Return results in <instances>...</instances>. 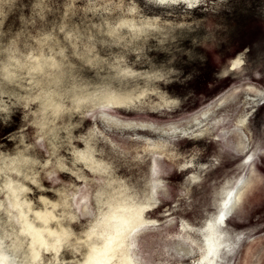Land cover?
Wrapping results in <instances>:
<instances>
[{"label": "rangeland", "instance_id": "rangeland-1", "mask_svg": "<svg viewBox=\"0 0 264 264\" xmlns=\"http://www.w3.org/2000/svg\"><path fill=\"white\" fill-rule=\"evenodd\" d=\"M68 3L69 0H0V44H6L17 35L23 41L28 35L51 30L61 22L83 27L103 18L79 11L87 0H76V14L64 20ZM122 3L125 8H136V19L155 21V30L149 29L147 39L134 41L128 49L97 44L98 54L109 60L114 55H123L141 76L159 73L165 79H139L119 84L124 90L136 84L147 86L150 94L139 109H113L115 117L159 124L177 122L233 88L241 86L242 89L225 106H217L202 123L191 124V131L175 136L140 126L120 128L94 116L86 120L75 117L72 123L79 126L73 129L74 146L85 148L84 140L96 128L107 137L106 141L99 138L94 141L97 159L113 163L121 178L138 187L146 185L152 176L164 185L156 194L158 206L147 214L156 220V229L148 230L139 242L143 264H191L196 254L177 258L167 251L169 239H176L184 222L193 225L201 222L213 208L214 192L221 182L234 178L244 166V157L254 152L263 180L245 196L239 212L228 220V224L232 226V232L242 235L232 258L233 264H239L244 247L253 238L255 245L251 253L254 257L251 258L254 264H264V97L249 96L244 89L247 85L264 89V0H203L195 7L184 3L160 5L154 0H122ZM41 9H44L43 20L40 19ZM246 50L249 52L245 65L237 71L227 72L230 59ZM73 62L83 77L99 80L79 61ZM105 75H108L107 70L100 73V76ZM20 116V111L16 110L7 125L0 118V151L10 150L18 143L19 137L16 141L7 137L21 127L25 128L23 134L27 141L32 142L34 130L27 121H21ZM243 116L247 122L241 127L248 136L249 146L248 152L242 153L233 151L226 144L223 133L232 131ZM204 129L207 131L201 134ZM161 144L167 147L163 150L153 147ZM37 154L42 160L47 158L46 150ZM61 155L70 162L71 157L66 151ZM154 165L157 173L153 172ZM195 175L199 177L197 180H189ZM42 184L45 189H51L43 195L56 199L55 189L76 182L68 173L60 172L42 177ZM72 227L77 232L81 230V224ZM187 236L196 238L194 234ZM64 259L71 260L72 257L65 253Z\"/></svg>", "mask_w": 264, "mask_h": 264}, {"label": "clouds", "instance_id": "clouds-1", "mask_svg": "<svg viewBox=\"0 0 264 264\" xmlns=\"http://www.w3.org/2000/svg\"><path fill=\"white\" fill-rule=\"evenodd\" d=\"M154 2L195 7L203 0ZM75 5L76 0H69L64 20L76 14ZM79 11L103 18L83 27L61 22L23 41L17 35L0 44V118L7 125L19 110L21 121L34 130L31 143L23 134L24 127L9 133L7 139L19 137V141L12 149L0 151V264H141L131 236L139 214L158 206L157 195L151 184L137 190L117 174L113 163L97 160L94 141L107 140L98 129L91 130L84 149L76 148L73 129L79 125L72 120L94 116L112 125L116 123L113 109L144 105L150 94L147 86L136 84L124 90L118 85L139 79L163 81L165 77L159 73L141 76L123 55L110 60L101 57L97 44L128 49L134 41L147 39L156 22L136 19V8H125L122 0H87ZM40 19H45L44 9ZM74 60L99 80L83 77ZM236 63L241 68L244 60L238 58ZM106 70L108 75L100 76ZM153 147L163 150L167 145ZM41 150H46V159L38 156ZM62 151L71 157L70 162ZM52 172L68 173L76 182L55 189L56 199L43 195L51 189L43 187L42 177ZM84 184L88 185L86 207L84 197L74 195ZM147 223L155 226L154 221ZM74 224H81L79 232ZM65 253L72 259L65 260ZM230 254V247L210 250L201 245L191 264H223L224 256Z\"/></svg>", "mask_w": 264, "mask_h": 264}, {"label": "bare ground", "instance_id": "bare-ground-1", "mask_svg": "<svg viewBox=\"0 0 264 264\" xmlns=\"http://www.w3.org/2000/svg\"><path fill=\"white\" fill-rule=\"evenodd\" d=\"M238 58H242L244 60V65H245V63H246L245 53H239L236 56H234L232 59H230L229 64L226 68L227 72H234V71H237V70L242 68V67L238 68V66H237L236 62H237ZM241 89H242L241 86H237V87L233 88L232 90H230V91L226 92L225 94L221 95L220 97H218L214 102L210 103L209 105H207V106L201 108L200 110L194 112L190 116L185 117L182 120H179L177 122H168V123L159 124V123H155L152 121L125 120V119H120V118L115 117L116 123L112 124V125H114L116 127H120V128H124V127L125 128H132V127L140 126L144 129L148 128V129H152V131L153 130H159L160 132H162L164 134H169L171 136H175L177 134H181V132L183 133L185 131L186 132L191 131L192 130L190 128L191 124L202 123V121L205 118L209 117V115L215 111L217 106H223V105L225 106L226 102L234 99L237 91H239ZM244 89H246L249 96H252V94H253L255 96H259V98L264 97V89H262V88H257L253 85H247V87ZM238 99H240V98H238ZM255 101H257V100H255ZM246 122H247L246 117L243 116L239 119V125L234 127V129L232 131H230V132L225 131L223 133V137H224V140L226 141V144L233 151L242 152V153L246 152V151L248 152V150H247V148L249 146L248 136L242 130V127H241V126H244V124ZM206 131H207L206 129L202 130L201 134L205 133ZM82 149H84V148H82ZM263 153H264V150H263ZM254 157H255L254 152L245 156L244 157V166H243L242 170L234 178L227 179V180L221 182L218 189L215 190V192H214V197H213L214 199H213V203H212L213 208L208 210L207 214L205 215V217L202 218V220L199 224L193 225L189 222H184L181 225L182 227L180 229V234L176 235V239L173 240L172 239L173 237H172L169 239L171 241L168 240L169 243H167L168 241L166 242L168 244L167 245V248H168L167 251L168 252L174 253L177 256V258H179V259H183V258L189 256V254H196L199 251L201 245H206L210 250L215 249L217 247H221V246L230 247L231 248V254L224 256L223 264H233L234 260H232V258L234 256L241 240H242L241 239V240L237 241L236 238L242 237V235L238 232H232L231 231V229L233 230V228L230 224H228V220L231 217H234V215L237 212H239L238 208L241 205V203L243 202V199L245 198V196H247V194L253 190V188L257 185V183H259L263 180V177H262L263 175L262 176L259 175V170L256 166ZM97 160H99V159H97ZM99 161H102V160H99ZM153 172L154 173L158 172L157 167L155 165L153 168ZM55 173L56 172H52L51 174H55ZM198 178L199 177L196 175L192 176V181L197 180ZM146 184H151L152 189L154 190V192L156 194L160 190V188H163V186H164L158 178H155V176H152L151 179H149ZM129 185L135 187L137 190H143L144 186H145V185H143L142 187H140V186L138 187L134 182L129 183ZM164 188H165V190L168 191V188H166V187H164ZM87 189H88V185L84 184L80 188L79 191L74 193V195L76 197H81V196L84 197L82 200V204L85 207L87 206V194H86ZM225 204L227 205V207H226V209H224L222 211ZM78 207H79V205H78ZM89 214L91 215V209H89ZM147 214L148 213H146V214L140 213L139 214V220L137 221L136 226H135V228L132 232V236H131L132 243L135 246V255L141 261V264H143V261H142V255L140 254V250H139V242L141 241L142 236H144L148 232V230L156 229L155 226L157 224L156 220L149 218L147 216ZM240 217L242 218V216H240ZM214 220H215V223L213 222ZM147 221H154L155 226H150L147 223ZM241 222H243V220ZM189 234H194L196 237L195 240H193L191 237H188L187 235H189ZM158 235H159V233H158ZM160 235H162V234H160ZM150 238H151V236H150ZM157 240H158V238H157ZM254 241H255L254 238L251 239V241H249V244H247L244 247L243 253H242L243 256L240 259L239 264H254L255 263L253 261V258H251L253 255L251 252H252L253 247L255 245ZM157 249H159V247ZM257 252L260 253L259 250H257ZM147 253H148V251H147ZM253 257H254V255H253ZM254 260H255V258H254ZM151 261H153V260H151ZM156 261H158V260H156ZM147 262L149 263V261H147ZM153 263H154V261H153ZM177 264H182V263H177Z\"/></svg>", "mask_w": 264, "mask_h": 264}, {"label": "water", "instance_id": "water-1", "mask_svg": "<svg viewBox=\"0 0 264 264\" xmlns=\"http://www.w3.org/2000/svg\"><path fill=\"white\" fill-rule=\"evenodd\" d=\"M248 52H249V51L246 50V51H242V52H240V53H245V57H246V59H247V55H246V54H247ZM238 54H239V53H238ZM236 55H237V54H236ZM236 55H235V56H236ZM232 58H233V57H232ZM232 58H231V59H232ZM230 74H233V73H230Z\"/></svg>", "mask_w": 264, "mask_h": 264}]
</instances>
